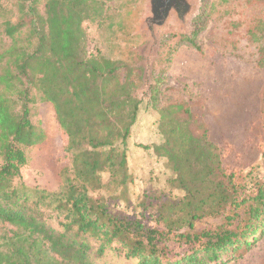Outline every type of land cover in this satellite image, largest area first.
Masks as SVG:
<instances>
[{
    "label": "trees",
    "instance_id": "trees-1",
    "mask_svg": "<svg viewBox=\"0 0 264 264\" xmlns=\"http://www.w3.org/2000/svg\"><path fill=\"white\" fill-rule=\"evenodd\" d=\"M41 1L0 0V222L12 226V235H2L0 264H93L91 238L99 241L97 254L117 241L139 264H227L224 254L251 249L264 236V183L250 191L247 172L264 159V87L249 163L212 139L203 100L152 102L162 142L141 146L164 160L173 173L169 188L182 194L164 201V227L150 226L116 207L133 180L129 153L142 109L129 48L89 45L85 23L107 16L105 0H46L44 12ZM234 1L239 7L227 10L226 35L215 49L262 69L264 0ZM37 104L52 107L65 140L51 159L55 189L22 177L25 147L48 137L45 111L33 121ZM205 217L218 223L196 229Z\"/></svg>",
    "mask_w": 264,
    "mask_h": 264
},
{
    "label": "rangeland",
    "instance_id": "rangeland-1",
    "mask_svg": "<svg viewBox=\"0 0 264 264\" xmlns=\"http://www.w3.org/2000/svg\"><path fill=\"white\" fill-rule=\"evenodd\" d=\"M45 1H41L42 12ZM105 2L107 16L100 23H85L89 45H102V51L104 45H126L129 48L130 55L126 61L136 72L135 94L142 102L129 153V171L133 180L122 191L116 207L141 218L150 226L163 228V215L170 214L169 204L164 205V201H175L182 193L169 188L168 181L173 173L164 160L157 158L152 149L141 146L162 142L157 128L158 113L152 110V102L156 101L161 108L182 97L194 102L203 100L198 104L201 110L203 108L212 139L230 148L229 155L239 154L249 163L257 155L250 125L260 106L264 68H255L244 61L223 59L215 49L214 43L226 35L227 10L239 7L234 0H200L198 13L187 29L171 19L156 29L154 41L143 23L148 12L147 0ZM220 45L233 44L222 41ZM39 111H45L42 113L48 116V137L39 145L25 147L28 161L22 177L30 186L55 189L57 183L51 168L55 160L51 159L62 154L65 140L52 107L44 104L34 107L33 121L36 124L41 122ZM248 171H252L249 190L253 191L255 182L264 183V159L258 158L254 170L250 168ZM49 221L57 226L56 220ZM217 223V219L205 217L195 226L200 230ZM11 229L12 226L0 222V249H6L2 235H12ZM89 241L93 264H139L138 259L127 258L117 249V241L102 255L96 251L99 241L93 238ZM222 259H229L227 264H264V236L258 237L251 249H241L234 255L226 253Z\"/></svg>",
    "mask_w": 264,
    "mask_h": 264
},
{
    "label": "water",
    "instance_id": "water-1",
    "mask_svg": "<svg viewBox=\"0 0 264 264\" xmlns=\"http://www.w3.org/2000/svg\"><path fill=\"white\" fill-rule=\"evenodd\" d=\"M199 7L200 0H147L148 12L143 23L154 41L157 36L156 29L163 27L171 19L187 29Z\"/></svg>",
    "mask_w": 264,
    "mask_h": 264
}]
</instances>
